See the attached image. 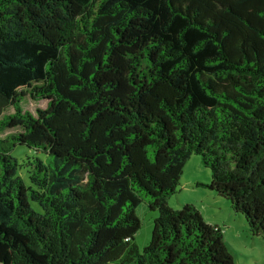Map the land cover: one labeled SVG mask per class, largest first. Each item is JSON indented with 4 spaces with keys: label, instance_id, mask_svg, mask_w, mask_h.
Here are the masks:
<instances>
[{
    "label": "trees",
    "instance_id": "obj_1",
    "mask_svg": "<svg viewBox=\"0 0 264 264\" xmlns=\"http://www.w3.org/2000/svg\"><path fill=\"white\" fill-rule=\"evenodd\" d=\"M195 155L264 239V0H0V264H237Z\"/></svg>",
    "mask_w": 264,
    "mask_h": 264
},
{
    "label": "rangeland",
    "instance_id": "obj_2",
    "mask_svg": "<svg viewBox=\"0 0 264 264\" xmlns=\"http://www.w3.org/2000/svg\"><path fill=\"white\" fill-rule=\"evenodd\" d=\"M45 106L46 103H34L32 108ZM29 152L28 149L19 147L14 155L25 158L26 155H31ZM211 183L212 172L204 166L201 156H193L185 168L183 185L170 198L169 206L177 211H182L186 205L195 206L206 224L222 230L237 264H264V239L251 236L246 219L237 215L227 200L211 194L206 187ZM137 216L142 221V228L136 235L134 244L143 252L152 240L158 213L151 211L148 203L143 202L137 209Z\"/></svg>",
    "mask_w": 264,
    "mask_h": 264
}]
</instances>
